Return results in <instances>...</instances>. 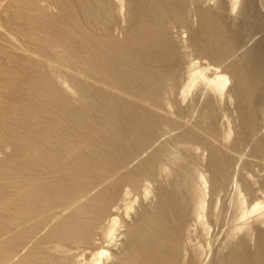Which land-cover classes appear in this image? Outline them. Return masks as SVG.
I'll return each instance as SVG.
<instances>
[{
	"label": "bare ground",
	"instance_id": "obj_1",
	"mask_svg": "<svg viewBox=\"0 0 264 264\" xmlns=\"http://www.w3.org/2000/svg\"><path fill=\"white\" fill-rule=\"evenodd\" d=\"M263 209L264 0H0V264H264Z\"/></svg>",
	"mask_w": 264,
	"mask_h": 264
},
{
	"label": "rangeland",
	"instance_id": "obj_2",
	"mask_svg": "<svg viewBox=\"0 0 264 264\" xmlns=\"http://www.w3.org/2000/svg\"><path fill=\"white\" fill-rule=\"evenodd\" d=\"M191 92H192V91H191ZM191 92H190V94H189L190 96L188 95L189 97H188L187 99H189L190 97L193 96V95L191 94ZM192 98H193V97H192ZM189 100H190V99H189ZM189 100H187V101H189ZM187 101H186V102H187ZM186 102H185V103H186ZM169 169H170V168H169ZM135 205H136V204H135ZM261 212H262V213H261V217H260V218L263 219L264 216L262 217V215H263L264 209H263ZM256 214H257V213H256ZM256 214L251 215V216H248L249 220L252 221V220H253V217H254V216H257ZM258 214H260V212H259ZM250 217H251V218H250ZM254 218H255V217H254ZM249 220L247 219L246 221H249ZM250 221H249V222H250ZM209 237L212 238L211 235L209 234L208 237L204 238V240L201 242V244H202V243H204L205 241H207L206 244H205V243H204L203 245L200 244L201 246L205 247V248L201 247V250H202V248H203L202 251H203L204 257L207 256V255L209 254V250H208V249H209V247H211L212 242H214V241H212L213 239H209ZM114 238H115V237H114ZM207 238H208V239H207ZM209 240H210V242H209ZM200 241H201V240H200ZM211 241H212V242H211ZM208 242H209L210 244H209ZM207 243H208L209 245H208ZM105 245H106V244H105ZM107 245H108V244H107ZM204 245H205V246H204ZM206 245H207V246H206ZM108 246H109V245H108ZM111 246H112V244L110 243V246H109V247H111ZM82 259H83V260H84V259L86 260L85 257L82 258ZM82 259H81V260H82ZM87 260H88V259H87ZM88 261H89V260H88ZM103 261H104V259H102L101 263H102V264H105V263H103ZM86 262H87V261H85L84 264H85ZM104 262H105V261H104ZM79 263H82V264H83V261H82V262L80 261ZM87 263L89 264V262H87Z\"/></svg>",
	"mask_w": 264,
	"mask_h": 264
}]
</instances>
